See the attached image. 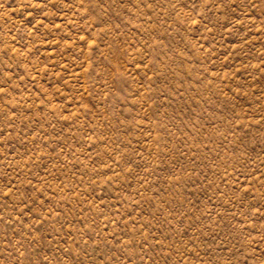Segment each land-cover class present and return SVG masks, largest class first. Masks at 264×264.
<instances>
[{
	"label": "rangeland",
	"instance_id": "374dc122",
	"mask_svg": "<svg viewBox=\"0 0 264 264\" xmlns=\"http://www.w3.org/2000/svg\"><path fill=\"white\" fill-rule=\"evenodd\" d=\"M0 264H264V0H0Z\"/></svg>",
	"mask_w": 264,
	"mask_h": 264
}]
</instances>
